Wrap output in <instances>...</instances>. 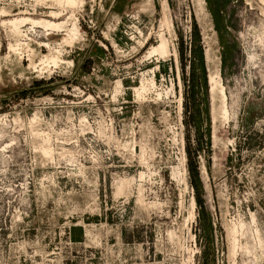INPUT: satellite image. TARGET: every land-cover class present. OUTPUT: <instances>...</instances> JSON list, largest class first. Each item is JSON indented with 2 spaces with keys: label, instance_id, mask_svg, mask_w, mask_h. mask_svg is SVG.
<instances>
[{
  "label": "rangeland",
  "instance_id": "obj_1",
  "mask_svg": "<svg viewBox=\"0 0 264 264\" xmlns=\"http://www.w3.org/2000/svg\"><path fill=\"white\" fill-rule=\"evenodd\" d=\"M0 264H264V0H0Z\"/></svg>",
  "mask_w": 264,
  "mask_h": 264
},
{
  "label": "bare ground",
  "instance_id": "obj_2",
  "mask_svg": "<svg viewBox=\"0 0 264 264\" xmlns=\"http://www.w3.org/2000/svg\"><path fill=\"white\" fill-rule=\"evenodd\" d=\"M76 29L72 30L70 33H75ZM217 74L215 72L210 74V84L213 86L216 83Z\"/></svg>",
  "mask_w": 264,
  "mask_h": 264
}]
</instances>
